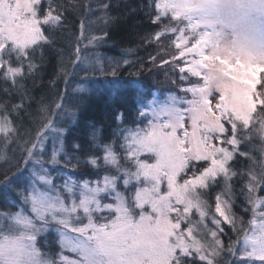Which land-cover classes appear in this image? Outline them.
I'll use <instances>...</instances> for the list:
<instances>
[{
  "label": "snow or ice",
  "instance_id": "snow-or-ice-1",
  "mask_svg": "<svg viewBox=\"0 0 264 264\" xmlns=\"http://www.w3.org/2000/svg\"><path fill=\"white\" fill-rule=\"evenodd\" d=\"M111 8L0 0V264H264V0H150L145 43L159 51L146 62L96 51ZM69 12L79 24L56 50L53 98L36 101L25 81ZM165 68L175 91L157 100L139 78ZM122 74L136 78L130 96ZM101 79L107 142L83 121ZM82 122L88 147L73 136Z\"/></svg>",
  "mask_w": 264,
  "mask_h": 264
},
{
  "label": "trees",
  "instance_id": "trees-1",
  "mask_svg": "<svg viewBox=\"0 0 264 264\" xmlns=\"http://www.w3.org/2000/svg\"><path fill=\"white\" fill-rule=\"evenodd\" d=\"M55 3L60 4H70V3H87L88 0H54ZM150 3V0H111L112 8L110 10V16L114 19L108 24L107 31L112 36V39L107 41L105 44L100 46L96 51L101 53L104 57H115L120 58L122 55H125V50L129 48L136 49V51L127 56L128 59H139L146 62L149 54L155 55L159 48L156 43L147 45L145 42L149 37V34L157 31L155 25L150 22L148 16L147 5ZM94 6V5H93ZM134 10V11H133ZM69 17L70 23L66 24L64 28L58 29L53 33L54 44L51 49H45V68L42 74L36 75L34 78H29L25 81L27 88L30 90L32 96L36 101H39L41 98L47 103L53 98V90L47 87L48 82L53 78L52 73L56 69L58 64L59 56L57 49H64L66 43L69 40L70 31L76 32L77 26L79 24V17L73 15L71 12L66 13ZM95 19V17H90ZM167 23V21H164ZM95 27V26H94ZM93 35H99V32L93 31ZM87 43V41H85ZM164 46L167 47L168 41L163 42ZM171 51V49H169ZM145 67H154L150 64L145 63ZM167 72V77L165 76ZM123 80L125 83L122 85L125 95L130 96L131 93L135 90L133 81L136 80L135 77H128L122 74ZM35 79V84L33 83ZM175 79V76L170 69H154L152 72H142L140 80V87L143 91L152 90L153 95L156 90H162V92H167L170 86H172L171 81ZM3 82L0 81V88L4 87ZM97 88L102 90V95L99 97L92 96L87 101V112L83 117V121H95L98 125L103 126V137L104 142H107L111 139V132L117 127V124L113 120V107L111 101V94L108 91L109 87L105 83L101 82L95 85ZM58 88H62L63 84H58ZM3 98V94L0 93V99ZM18 102V101H13ZM37 105L33 104L30 111L35 114V109ZM17 123L21 124V132L24 131V128H31L29 118L24 116L22 121ZM123 126V125H121ZM73 136L81 138L84 141L85 147L89 146V141L86 139V131L84 123H81V126L73 132ZM70 140L69 137L65 138V143L67 144ZM99 154V153H98ZM241 164H247V161H241ZM5 166L4 161H0V168ZM91 171V169H89ZM239 188V183H237V189ZM237 205L243 204V197L239 196L236 201ZM234 211L242 216L245 220L249 219L250 214H245L241 211L240 207H234ZM225 232H228V229H225ZM232 235L231 233H228ZM52 239V238H51ZM50 239V241H51ZM51 251H57L55 247Z\"/></svg>",
  "mask_w": 264,
  "mask_h": 264
},
{
  "label": "rangeland",
  "instance_id": "rangeland-1",
  "mask_svg": "<svg viewBox=\"0 0 264 264\" xmlns=\"http://www.w3.org/2000/svg\"><path fill=\"white\" fill-rule=\"evenodd\" d=\"M109 86V85H108ZM169 89H172L173 91H175V89L173 88V86H170ZM163 93V94H162ZM167 96V92H162V90H156L154 92L153 97L157 100H164ZM51 239V238H50Z\"/></svg>",
  "mask_w": 264,
  "mask_h": 264
}]
</instances>
